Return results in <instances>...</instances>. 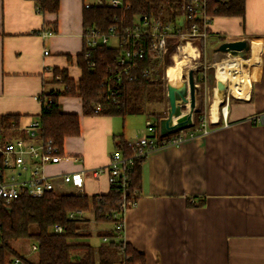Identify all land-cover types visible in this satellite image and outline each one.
<instances>
[{"label":"crops","instance_id":"crops-1","mask_svg":"<svg viewBox=\"0 0 264 264\" xmlns=\"http://www.w3.org/2000/svg\"><path fill=\"white\" fill-rule=\"evenodd\" d=\"M83 9L84 0H60L56 13L40 12L34 0H0V116L20 114L24 127L38 119L42 91L63 88L53 82L56 68L81 77L76 56L84 48ZM54 22L55 33H35ZM210 27L225 41H250L249 58L237 60L248 70L249 87L240 97L227 81L237 97L228 98L226 113L215 87L208 133L148 151L142 191L125 212L123 233L145 264H264V123L254 119L264 112V0H246L244 17L215 16ZM60 104L80 114L81 133L66 138L67 158L45 165L55 176L54 190L70 193L61 191L60 175L85 169L87 194L107 192V173L95 178L92 170L107 166L119 133L131 140L129 129L117 131L116 116L84 115L80 97L61 96Z\"/></svg>","mask_w":264,"mask_h":264},{"label":"trees","instance_id":"trees-1","mask_svg":"<svg viewBox=\"0 0 264 264\" xmlns=\"http://www.w3.org/2000/svg\"><path fill=\"white\" fill-rule=\"evenodd\" d=\"M34 1L40 12L59 11L60 0ZM124 1L129 3L128 8L110 4L84 7V33L90 28L109 32L115 25L121 43L118 46L101 43L90 47L83 36V51L76 56L81 77L76 80L70 77L66 68H56L53 82L61 84L63 88L45 90L44 95L39 97L42 109L37 117L43 126L41 138L52 139L59 153L64 154L66 138L79 136L81 133L80 114L64 111L60 104L61 96L80 97L82 111L86 116H120L123 119L135 114L166 116L157 108L165 98L164 81L161 79L163 60H151L145 48L144 56L136 60L137 64L130 70L132 76L129 78L124 72L120 73L118 57L131 45V38L125 34V29L138 16L163 13L165 19H173L181 8L182 0ZM207 4L209 14L213 17H244L246 14V0H207ZM50 28L56 32L57 22ZM211 36L212 33L210 41L213 39ZM221 38L218 44L225 41L223 36ZM200 48L203 51L202 45ZM174 49L175 44H171L170 54ZM170 54L166 57V66L170 65ZM198 72L197 78L202 84L204 79L201 78V73L205 69L200 68ZM109 86L116 90L115 94H110ZM97 104L101 105V109L95 112L94 106ZM20 117V114L0 116V124L7 129L11 128L12 120L19 125ZM205 117L206 109L202 101L195 110L193 124L187 128L199 132ZM177 132L178 130L166 135L157 133V137L160 142H169ZM118 137V149L124 156L132 158L127 166L126 188L130 199L137 201L142 191V164L147 154L137 156L139 149L130 147L123 134ZM1 167L0 157V169ZM121 198L122 191L114 186H110L105 193L94 195L49 190L42 196L23 194L11 203L0 198V264H8L14 256L20 257L25 264H145V255L141 250L126 240L115 239L121 231L115 227L117 219L113 213L121 210ZM200 203L199 201L198 204ZM188 204L194 202L188 200ZM78 211H83L84 215L80 216ZM88 211L93 212L96 222H113V228L98 232L102 239L109 238L98 246L89 242L92 233L87 230L90 218L85 214ZM55 225H60L62 231H55ZM33 226L37 229L32 230ZM22 239L34 240L37 244V258H28L15 247L14 243Z\"/></svg>","mask_w":264,"mask_h":264},{"label":"built area","instance_id":"built-area-1","mask_svg":"<svg viewBox=\"0 0 264 264\" xmlns=\"http://www.w3.org/2000/svg\"><path fill=\"white\" fill-rule=\"evenodd\" d=\"M106 4L115 7H129V3L124 0H84V7L104 6ZM212 20L213 16L209 14L207 0H182L181 8L173 19H165L163 13L138 16L125 29V34L131 38V45L118 57L120 73L124 72L130 78L132 76L130 70L135 68L136 60L144 56L145 48L151 60H163V65L168 53L170 54L169 48L171 44H175V52L182 49L180 51H183L182 53H184L187 46L191 45L197 50L199 55L200 47L195 44V40H205L210 36L209 28ZM35 33L46 37L55 32L51 28H43ZM83 36L86 39V44L90 47L101 43L109 44V40L112 37L116 38L117 43L110 45L118 46L121 43L119 35L116 34L115 25L110 28L109 32L90 28L86 30V33L83 32ZM170 39L173 41H170ZM48 52L46 49L45 54H48ZM174 56V53L170 54L171 58H175ZM167 68L165 71H167ZM108 91L111 95L116 93V90L111 86L108 87ZM43 95L44 91L39 97ZM225 108H227V104L222 109L224 113H226ZM100 109V104L94 106L95 112ZM161 111L163 114L166 113L165 110ZM161 118L154 116V120L150 118L147 120L149 135L128 141L130 147L139 149L137 156L147 154L152 149L169 144H180L200 134L204 135L209 131L207 118L205 117L202 120V127L199 132L183 128L178 130L171 141L160 142L157 133H160L159 122ZM254 119L257 122L264 123V112L254 116ZM11 124L12 127L8 129L0 124V157L2 163L0 169V198H3L7 203L14 202L23 194L42 196L49 190H54L55 176L45 172V165L59 162L64 157L67 158L66 155L59 153L58 147L52 139L43 140L41 138L43 126L39 118L24 127L16 125L13 120ZM16 129L22 130L23 133L11 137L5 135L8 130ZM131 162V157L124 156L121 150L117 149L110 155L106 167L92 170L95 178H100L103 173H107L109 185L122 191V198L119 203L121 210L113 213V216L117 219L115 227L121 231L118 237L115 238L116 240H125L123 238L125 212L137 202L130 199L131 196L127 193L126 188L128 184L127 166ZM60 177L64 182L72 184L77 195L87 194L85 187L87 170L65 172ZM77 213L80 216L84 215L83 211H78ZM54 230L61 232L62 227L55 225ZM103 240L108 241V237H104ZM31 251H37V244L34 242L31 245ZM8 264H25V262L20 257L14 256ZM117 264L123 263L118 262Z\"/></svg>","mask_w":264,"mask_h":264},{"label":"rangeland","instance_id":"rangeland-1","mask_svg":"<svg viewBox=\"0 0 264 264\" xmlns=\"http://www.w3.org/2000/svg\"><path fill=\"white\" fill-rule=\"evenodd\" d=\"M209 37L205 40L204 39L195 40L196 45H198L199 47H200V45L203 46V51L201 50V48H199V55H198L197 50L194 49V52H193L194 57H190V56L185 57L186 54L182 53L183 51L180 52L182 49L180 51L177 50V52H175V49H174V51L171 54L174 53L175 58L170 57L171 62H170L169 66H166V64L163 65V67H162L163 73H162L161 79L164 81V87H165L164 97L165 98H164L162 103L157 105V108H159L161 110H165V112H166L165 115H167L168 107H169L168 97H167V81L169 80L168 75L170 74L169 68L179 67V74L178 75H180V77L182 76L180 78L179 82L187 80L189 70L190 69L194 70V77L196 80V84L198 85V93H197L196 103L199 106L203 101L205 109H206V118H207L208 113H209L208 108H209V105L211 104V101L213 98L214 88L216 87L215 82H216V79L219 78V76H217V78H216V69H217L216 65H218L220 63H224L225 61H232L234 59L235 60L239 59V61H243L242 59H244V58L241 59V57H237V56L234 57L231 54H228L227 52L216 51L215 48L217 47V45H219L218 43L221 41V38H219L218 36H211L213 39H212V41H210ZM116 43H117L116 38L112 37L109 40V44H116ZM189 46H191V45H189ZM182 59L186 60L185 64L184 65H178L176 60H182ZM244 65H245V67L248 68L247 64H244ZM166 67H168L167 71H165ZM200 68L205 69V72L201 73V75H203L201 78L204 79V83H202V84L199 81V78H197L198 77L197 75L199 73L198 70ZM165 72H166V74H165ZM225 82L228 84V88L225 92V96L223 98H220L217 94V96L221 99V101L219 103L221 110L227 104V100L230 96L233 98L236 97L229 91V82H227V81H225ZM188 108H189V106H184L183 111H187ZM148 118L154 120V116L149 117L146 114L128 115L125 118L126 121H125V119H123L120 116L113 117L114 122H115V128L117 129V131L123 132V128L126 125V127L129 129L128 135L131 137V140L137 139L139 137L150 134V132L147 129ZM119 134H122V133H119ZM116 138L118 139V142H119V137L117 136ZM73 190H74V187L70 183H65L64 189H62L61 191H64V192H71L72 191L73 192ZM85 215L87 218H90L88 225H87V230L92 233V236L89 237V242L98 246L99 244L103 243V239L101 236H99L98 232H103L104 230L113 228V222H110V221L96 222L93 218V212L92 211L86 212ZM36 229H37L36 226L32 227V230H36ZM108 240H109V238H108ZM33 242H34L33 239H22V240L16 241L14 243V245L26 257L37 258V253L31 251V245L33 244Z\"/></svg>","mask_w":264,"mask_h":264},{"label":"water","instance_id":"water-1","mask_svg":"<svg viewBox=\"0 0 264 264\" xmlns=\"http://www.w3.org/2000/svg\"><path fill=\"white\" fill-rule=\"evenodd\" d=\"M216 51L227 52L234 57L248 59L250 55V41L248 39L224 41L219 44ZM215 86L220 98L225 96L228 84L222 79H216ZM198 85L194 77V70L190 69L187 80L179 83L167 81L168 113L159 122L160 133L166 135L174 131L187 128L193 124ZM184 106H189L183 111Z\"/></svg>","mask_w":264,"mask_h":264},{"label":"bare ground","instance_id":"bare-ground-1","mask_svg":"<svg viewBox=\"0 0 264 264\" xmlns=\"http://www.w3.org/2000/svg\"><path fill=\"white\" fill-rule=\"evenodd\" d=\"M193 52H194L193 46H187L185 48V51H184V54H186L185 57L194 56ZM237 60H239V59H237ZM237 60L234 59L232 61H225L224 63L218 64L217 65V76H219L218 79H222L224 81H229L230 82V88L233 90L234 94L241 97L245 94L246 90L248 89L250 81H249L248 70L246 68H244L241 65V63ZM242 60H247V59H242ZM185 61L186 60H184V59L176 60L178 65H184ZM170 71H171L170 72L171 75L168 76V79L173 81V82L178 83L180 81V78H181L178 75L179 74V67H171ZM214 99H217V98H214ZM225 112H226V110H225Z\"/></svg>","mask_w":264,"mask_h":264}]
</instances>
